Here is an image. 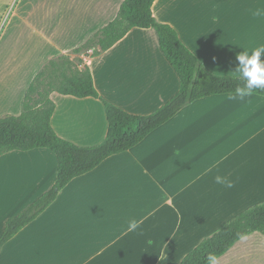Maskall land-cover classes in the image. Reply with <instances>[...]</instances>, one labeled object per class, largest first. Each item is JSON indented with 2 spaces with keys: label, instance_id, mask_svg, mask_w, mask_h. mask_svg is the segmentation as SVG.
Wrapping results in <instances>:
<instances>
[{
  "label": "crops",
  "instance_id": "0c3cea01",
  "mask_svg": "<svg viewBox=\"0 0 264 264\" xmlns=\"http://www.w3.org/2000/svg\"><path fill=\"white\" fill-rule=\"evenodd\" d=\"M122 1L11 0V21L17 18L29 38L21 58H0V116L19 114L45 62L82 44L115 17ZM256 8H264V0H155L151 7L156 20L171 25L210 71L223 75H242L244 47L264 44V18L251 15ZM82 56L99 95L133 114L154 111L179 86L153 28H132L106 51ZM232 95L185 105L132 148L71 179L3 244L0 264H177L224 222L264 200V96L240 101ZM50 97L59 136L79 145L103 140L107 122L99 99ZM55 173L48 149L0 156V234L7 219L53 184ZM217 176L233 186L217 183Z\"/></svg>",
  "mask_w": 264,
  "mask_h": 264
},
{
  "label": "trees",
  "instance_id": "16d2710c",
  "mask_svg": "<svg viewBox=\"0 0 264 264\" xmlns=\"http://www.w3.org/2000/svg\"><path fill=\"white\" fill-rule=\"evenodd\" d=\"M155 0H123L115 17L69 52L50 58L30 81L24 93L21 112L0 116V156L12 151L48 149L56 158L53 184L17 215L7 219L0 234V248L25 225L38 217L67 183L97 167L107 157L124 152L151 131L172 118L193 101L246 88L243 75H223L210 71L182 42L169 24L152 13ZM153 28L158 45L179 79L175 94L148 114L127 112L101 97L89 65L71 54L93 49V55L106 51L132 28ZM77 98L99 99L105 109L106 134L94 145H79L59 136L51 125L55 104L51 93ZM264 96V89H253ZM257 232L264 236V200L254 203L224 222L203 238L177 264H206L207 256L220 257L237 241Z\"/></svg>",
  "mask_w": 264,
  "mask_h": 264
},
{
  "label": "rangeland",
  "instance_id": "374dc122",
  "mask_svg": "<svg viewBox=\"0 0 264 264\" xmlns=\"http://www.w3.org/2000/svg\"><path fill=\"white\" fill-rule=\"evenodd\" d=\"M10 1L0 0V58L9 56L21 58L23 51L27 49L29 35L18 28L17 18L11 21V9L14 5L13 3L9 5ZM92 51L93 49H89L84 53L70 56L76 60L83 59L82 55H88ZM15 167L16 163L13 161L12 168ZM240 244H243L241 249L226 255L220 259L218 264H264V237L262 235L254 233Z\"/></svg>",
  "mask_w": 264,
  "mask_h": 264
},
{
  "label": "clouds",
  "instance_id": "9594fccd",
  "mask_svg": "<svg viewBox=\"0 0 264 264\" xmlns=\"http://www.w3.org/2000/svg\"><path fill=\"white\" fill-rule=\"evenodd\" d=\"M251 15L257 18H264V8H256L251 11ZM245 51L238 56L240 61L239 71L247 81L246 88L237 87L234 95L229 99L243 101L252 95L253 89H264V59L261 55L264 54V44L258 46L244 47ZM217 183H223L226 187L231 188L233 185L228 180H222L221 177H216ZM138 224L132 222L131 229H136ZM206 264H218V257L215 253H210L207 256Z\"/></svg>",
  "mask_w": 264,
  "mask_h": 264
}]
</instances>
